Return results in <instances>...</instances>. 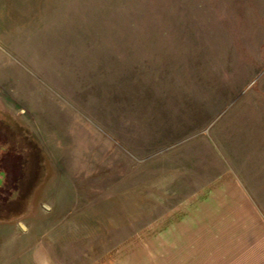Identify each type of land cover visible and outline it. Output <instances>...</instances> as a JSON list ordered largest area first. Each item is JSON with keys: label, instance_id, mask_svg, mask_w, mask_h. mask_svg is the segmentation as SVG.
I'll return each mask as SVG.
<instances>
[{"label": "rangeland", "instance_id": "1", "mask_svg": "<svg viewBox=\"0 0 264 264\" xmlns=\"http://www.w3.org/2000/svg\"><path fill=\"white\" fill-rule=\"evenodd\" d=\"M253 170L264 0H0V264H175Z\"/></svg>", "mask_w": 264, "mask_h": 264}, {"label": "crops", "instance_id": "2", "mask_svg": "<svg viewBox=\"0 0 264 264\" xmlns=\"http://www.w3.org/2000/svg\"><path fill=\"white\" fill-rule=\"evenodd\" d=\"M239 176L244 184L207 200L204 220L185 222L189 237L179 240L184 246L172 255L175 264H264V189L246 183L264 182V173Z\"/></svg>", "mask_w": 264, "mask_h": 264}]
</instances>
